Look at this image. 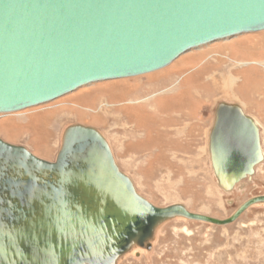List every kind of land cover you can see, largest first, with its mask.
Masks as SVG:
<instances>
[{
    "label": "water",
    "instance_id": "water-1",
    "mask_svg": "<svg viewBox=\"0 0 264 264\" xmlns=\"http://www.w3.org/2000/svg\"><path fill=\"white\" fill-rule=\"evenodd\" d=\"M264 31V0H0V114L47 104L91 84L136 77L184 54ZM209 152L225 192L264 161L260 128L220 103ZM225 220L143 197L96 128L68 126L55 162L0 138V264H118L152 249L176 219Z\"/></svg>",
    "mask_w": 264,
    "mask_h": 264
},
{
    "label": "rangeland",
    "instance_id": "rangeland-1",
    "mask_svg": "<svg viewBox=\"0 0 264 264\" xmlns=\"http://www.w3.org/2000/svg\"><path fill=\"white\" fill-rule=\"evenodd\" d=\"M181 93L184 102L175 99ZM223 102L239 104L257 121L264 150V31L194 49L160 71L91 84L47 104L0 114V138L55 162L68 126H92L152 204H183L225 220L246 201L264 196V161L233 191L219 186L209 142ZM118 264H264V205L226 226L168 222L151 250L135 249Z\"/></svg>",
    "mask_w": 264,
    "mask_h": 264
},
{
    "label": "bare ground",
    "instance_id": "bare-ground-1",
    "mask_svg": "<svg viewBox=\"0 0 264 264\" xmlns=\"http://www.w3.org/2000/svg\"><path fill=\"white\" fill-rule=\"evenodd\" d=\"M178 59H179V58H178ZM174 62H175V61H174ZM174 62H173V63H174ZM173 63H172V64H173ZM172 64H171V65H172ZM244 64H245V63H244ZM168 67H169V66H168ZM164 69H165V68H164ZM161 70H162V69H161ZM158 71H160V70H158ZM155 72H156V71H155ZM152 73H153V72H152ZM148 74H150V73H148ZM145 75H147V74H145ZM140 76H144V75H140ZM140 76H136V77H140ZM136 77H129V78H136ZM124 79H127V78H124ZM234 86H235V85H231V86H230V88H229V89H230V92H232V89H233ZM220 89L223 90V88H220ZM181 95H182V93H181L178 97H175V99H177V100H179V101H181V102H184L185 99H184L183 97L180 98ZM184 96H186V95H184ZM150 100H151V99H147V101H150ZM105 105H106V104H105ZM243 110H244V109H243ZM107 112H108V110H107ZM102 113H103V112H102ZM110 115H111V114H110ZM114 115H115V114H114ZM253 120H254V119H253ZM254 121H255V120H254ZM214 122H215V120H214ZM255 122H256V121H255ZM256 124H257V123H256ZM257 125H258V124H257ZM213 126H214V124H213ZM258 126H259V125H258ZM212 128H213V127H212ZM259 128H260V127H259ZM211 130H212V129H211ZM211 165H212V164H211ZM227 193H228V192H227Z\"/></svg>",
    "mask_w": 264,
    "mask_h": 264
},
{
    "label": "flooded vegetation",
    "instance_id": "flooded-vegetation-1",
    "mask_svg": "<svg viewBox=\"0 0 264 264\" xmlns=\"http://www.w3.org/2000/svg\"><path fill=\"white\" fill-rule=\"evenodd\" d=\"M229 104V103H228ZM249 116V115H248ZM253 118V117H252ZM254 119V118H253ZM255 120V119H254ZM256 121V120H255ZM256 123H257V121H256ZM263 152H264V150H263ZM255 170H256V168H255ZM137 249H141V248H137ZM143 251H145V249H142Z\"/></svg>",
    "mask_w": 264,
    "mask_h": 264
}]
</instances>
